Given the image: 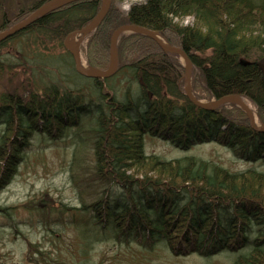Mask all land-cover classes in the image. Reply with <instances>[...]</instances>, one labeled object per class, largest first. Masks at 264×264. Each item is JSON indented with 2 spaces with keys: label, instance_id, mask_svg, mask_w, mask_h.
Returning a JSON list of instances; mask_svg holds the SVG:
<instances>
[{
  "label": "trees",
  "instance_id": "trees-1",
  "mask_svg": "<svg viewBox=\"0 0 264 264\" xmlns=\"http://www.w3.org/2000/svg\"><path fill=\"white\" fill-rule=\"evenodd\" d=\"M48 1L21 6L16 0L21 7L15 21ZM122 1L112 2L87 42L91 66H109L111 37L118 27L135 24L157 31L187 52L194 83L204 85L208 101L243 95L255 103L264 124L259 65L264 63V0H147L133 4L127 14L119 8ZM100 7V0H78L15 37L34 34L33 41L61 44L88 25ZM192 18L194 24L185 25L183 20ZM9 20L3 12L1 26ZM195 50L204 62L191 53ZM12 68L0 57V76H5L0 86V190L13 180L36 137H72L71 166L85 170L77 182L79 207H32L30 213L46 232L58 235L61 226L63 233L78 237L62 260L31 245L30 254L40 262L92 264L82 259L88 246L111 240L116 250L111 259L94 264H140L133 248L205 260L228 252L230 264H264V132L254 129L234 104L213 109L194 104L185 93V68L176 56L153 39L132 34L120 40L119 69L108 79L73 72L76 88L54 84L39 91L27 79L14 81L15 73L9 78ZM147 136L185 150L218 143L248 166L232 170L194 155L166 159L149 154ZM88 145L93 150L89 165L82 159ZM84 185L95 193L92 200Z\"/></svg>",
  "mask_w": 264,
  "mask_h": 264
},
{
  "label": "rangeland",
  "instance_id": "rangeland-1",
  "mask_svg": "<svg viewBox=\"0 0 264 264\" xmlns=\"http://www.w3.org/2000/svg\"><path fill=\"white\" fill-rule=\"evenodd\" d=\"M3 1L4 5L0 7V33L24 20L25 18L15 21L14 17L20 12L21 6H27L34 0H17L23 4L21 6H16V0ZM113 1L111 0V5ZM146 1L123 0L120 2L119 8L127 14L133 4H141ZM100 2L99 11L102 8L103 0ZM3 12H6L11 20L1 26ZM194 21L193 18L183 20L185 25L191 26ZM35 36L34 34H30V38L28 35L17 36L8 40L4 46H0L1 59L8 62L11 68L14 64V68L10 69L6 75L10 78L15 73L14 81L22 77L23 80L27 79L32 82L35 89L39 91L54 84L63 89L76 88L74 85L75 76L74 79L72 77L73 72L76 73L74 59L63 46L66 38L61 44L56 41L41 43L32 40ZM85 44L86 42L82 44V53H84ZM211 52L212 49H209L206 53ZM179 59L184 64V59L181 57ZM194 76L195 72L193 74L195 93L202 102H206L208 94L205 92V87L203 84L195 85ZM3 80H5L4 75L0 76V86L4 84ZM243 100L246 102V99ZM253 107L256 109V106ZM73 144L72 137L58 141L36 137L27 149L25 160L13 180L0 190V264H45L40 262L37 256L30 254V246L34 244H39L44 251L56 255V260H62L63 257L72 253L74 245L78 241V237L74 233L66 231L63 233L61 226H57L58 235L46 232L45 226L30 212L34 204L56 209L62 204L70 207H72L71 205H76V207L81 205L79 203V183L77 182L84 178L85 170L83 167L71 166ZM88 146L82 159L86 162L89 161L87 163L89 165L92 158L89 155L93 150L91 145ZM145 147L147 153L157 154L166 159L194 155L215 161L232 170H240L248 166L245 161L237 158L231 149L213 142L185 150L162 139L156 138L155 140L147 136ZM87 180L88 178L85 181ZM84 187L86 188L85 185ZM85 193L89 200L95 196L93 190L88 187L85 189ZM6 210L9 215L7 212H3ZM133 250L138 251L137 248H133ZM115 251L114 243L111 240H105L94 245L90 244L82 259L83 261L92 260L94 263L103 262L111 259ZM137 251H134L133 255L140 264H230L231 259V254L228 252L205 260L204 257L196 254L174 258L167 257L165 252L162 254L157 250L155 251L157 253L145 250L138 253ZM158 253L160 257L157 256Z\"/></svg>",
  "mask_w": 264,
  "mask_h": 264
},
{
  "label": "water",
  "instance_id": "water-1",
  "mask_svg": "<svg viewBox=\"0 0 264 264\" xmlns=\"http://www.w3.org/2000/svg\"><path fill=\"white\" fill-rule=\"evenodd\" d=\"M78 0H50L47 3H45L43 6H41L39 9H37L35 12H33L30 16H28L26 19L22 20L21 22L11 26L7 30L0 33V43L3 41L15 36L16 34L26 30L29 26H31L36 20L44 17L47 13L63 7L65 5H68L72 2H75ZM111 6V0H103V5L99 13L96 15V17L92 20V22L87 25L86 27L77 30L73 33H71L65 40V46L67 50L71 52V54L74 57L76 70L83 76L88 78H110L113 75L116 74L119 67V57H118V43L122 36L125 34H131V33H138L142 35H146L153 40H155L160 47L169 54H173L175 56L181 57L184 59V66H185V93L189 97V99L196 105L201 106L205 109H213L216 107H220L226 104H234L242 108L249 116L252 126L254 128L262 129L264 131V127H260V122L257 116V112H253L244 102L243 97L241 95H227L225 97L220 98L219 100H214L211 102H202L198 100L194 94H193V85H192V79H193V67L194 64L188 54L184 51V49L172 46L168 42H166L158 32L140 27L138 25L133 24H126L121 27H119L112 35L111 39V59H110V65L107 69H97L93 68L91 66H85L82 62L81 53L79 51V47L77 46L75 42V37L79 34L83 37L90 34L92 31L96 30L105 16L107 15L109 8ZM262 69L264 70V66L260 64Z\"/></svg>",
  "mask_w": 264,
  "mask_h": 264
},
{
  "label": "bare ground",
  "instance_id": "bare-ground-1",
  "mask_svg": "<svg viewBox=\"0 0 264 264\" xmlns=\"http://www.w3.org/2000/svg\"><path fill=\"white\" fill-rule=\"evenodd\" d=\"M82 36H80L79 34L75 37V39H76V42H78L77 44H80L81 43V41L86 37H83V38H81ZM191 53H193L194 54V56H196L197 58H198V60L199 61H201V62H204L205 60L202 58V52L201 51H199V52H196V50L195 51H192ZM83 64L84 65H87V63H86V60L83 58ZM193 89V94H194V96L198 99V100H200L199 99V97L196 95V93H195V91H194V88H192ZM201 101V100H200ZM244 102H245V100H244ZM247 102V103H246ZM246 105L253 111V112H255L256 113V109H254V104L252 103V102H250V101H248L247 99H246ZM249 104V105H248Z\"/></svg>",
  "mask_w": 264,
  "mask_h": 264
}]
</instances>
